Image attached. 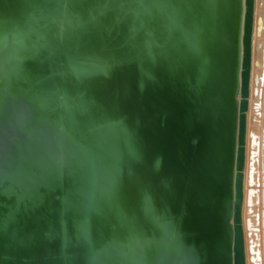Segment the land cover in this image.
Wrapping results in <instances>:
<instances>
[{"label":"water","instance_id":"95a60500","mask_svg":"<svg viewBox=\"0 0 264 264\" xmlns=\"http://www.w3.org/2000/svg\"><path fill=\"white\" fill-rule=\"evenodd\" d=\"M253 4L0 0V264H245Z\"/></svg>","mask_w":264,"mask_h":264},{"label":"bare ground","instance_id":"6f19581e","mask_svg":"<svg viewBox=\"0 0 264 264\" xmlns=\"http://www.w3.org/2000/svg\"><path fill=\"white\" fill-rule=\"evenodd\" d=\"M246 0H243V18ZM262 2V7H261ZM262 10V14H260ZM251 36V76L248 97L249 109L246 112L243 168L240 171L242 196L240 201V225L243 235L245 264H264V244L260 248L254 244L259 236L257 228L262 225L264 239V0H254ZM243 22V21H242ZM243 35V30H242ZM242 59L243 45L241 43ZM242 61V60H241ZM241 99L237 96V101ZM260 126L256 129V126ZM257 130V131H256ZM251 213L255 216L252 220ZM261 227V226H260ZM254 245V247H253Z\"/></svg>","mask_w":264,"mask_h":264},{"label":"snow or ice","instance_id":"6c2138e0","mask_svg":"<svg viewBox=\"0 0 264 264\" xmlns=\"http://www.w3.org/2000/svg\"><path fill=\"white\" fill-rule=\"evenodd\" d=\"M3 152L4 145L0 143V157H2ZM0 164H2V159H0ZM125 239L131 241L132 243L130 251L133 253L141 254L145 260H147V258L153 254V250L151 249L147 241L140 240L134 236L126 237Z\"/></svg>","mask_w":264,"mask_h":264},{"label":"rangeland","instance_id":"374dc122","mask_svg":"<svg viewBox=\"0 0 264 264\" xmlns=\"http://www.w3.org/2000/svg\"><path fill=\"white\" fill-rule=\"evenodd\" d=\"M261 7H262V2H261ZM259 11H260V14H262V10H260L259 9ZM264 117V116H263ZM264 120V119H263ZM258 127H260L259 125L258 126H256V129L258 128ZM257 131V130H256ZM250 216H252V220L255 218V216L251 213V215ZM261 221H264V217L263 218H261ZM261 226V227H260ZM257 231H259V233H258V237H257V240L255 241V233H253V232H251V235L254 237L253 238V241H254V244H256V245H258L260 248L262 247V245L264 244V239H263V235H262V225H260L259 224V227L257 228ZM253 247H254V245H253Z\"/></svg>","mask_w":264,"mask_h":264}]
</instances>
